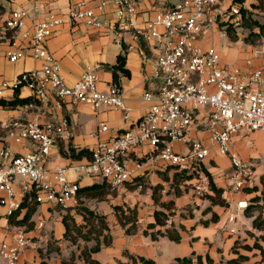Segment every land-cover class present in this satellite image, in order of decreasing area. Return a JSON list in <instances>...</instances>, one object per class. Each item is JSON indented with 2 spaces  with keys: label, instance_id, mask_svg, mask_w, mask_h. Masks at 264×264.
I'll return each instance as SVG.
<instances>
[{
  "label": "built area",
  "instance_id": "1",
  "mask_svg": "<svg viewBox=\"0 0 264 264\" xmlns=\"http://www.w3.org/2000/svg\"><path fill=\"white\" fill-rule=\"evenodd\" d=\"M161 2L168 4L170 0ZM114 4L117 14L113 24L100 19L108 6L105 1L92 7L86 0H70L67 16L73 24L92 29L107 27L114 33L135 30L155 54L154 58H145L144 63L152 66L150 80L157 87L154 93L145 92L144 99L151 106L131 129L103 138L109 128L106 124L99 126V142L92 150L90 172L112 188L122 189L141 176L147 166L173 167L180 173L200 175L202 185L197 187L198 193H207L211 185L203 163L215 148L231 162V190L243 191L253 180L255 169L233 152L232 140L241 131H264V67L245 70L224 63L215 41L217 35L227 38L228 30L237 34L243 28L241 4L236 0H182L179 5L158 11L143 27H138L135 0H114ZM28 17L25 8L12 10L8 29L22 30ZM63 23L64 18L51 14L32 32L22 34L26 41L22 47L17 46L13 37L7 39L9 51L5 55L10 62L29 56L43 61V66L21 73L13 82H0V99L16 89H27L32 102L26 107L30 109L70 100L87 104L95 111L109 106L128 113L122 88L113 84L107 91L100 90L98 77L91 68L75 84H67L60 63L46 48L47 40ZM1 44L2 39L0 53ZM198 126H204L208 133V144L190 139L191 130ZM2 127L16 144L30 142L33 146L28 154L15 153L9 146L0 151V206L6 208L7 217L20 208L27 193H34L38 204L74 208L79 201L80 184L68 178L66 168L47 167L52 149L71 137L67 119L40 122L35 117L24 123L8 121ZM179 144L188 145V152H178ZM145 148L143 155L132 157ZM43 227L40 223L39 229ZM33 245L25 232L17 231L1 243L0 255L8 264H18L22 254Z\"/></svg>",
  "mask_w": 264,
  "mask_h": 264
},
{
  "label": "crops",
  "instance_id": "2",
  "mask_svg": "<svg viewBox=\"0 0 264 264\" xmlns=\"http://www.w3.org/2000/svg\"><path fill=\"white\" fill-rule=\"evenodd\" d=\"M90 6L95 7L105 1L108 6L101 15V21L113 24L116 21L117 6L114 0H86ZM70 0H1L0 1V39L2 44L0 53V82H13L23 72L41 69L43 61L35 60L29 56L15 63L10 62L5 52L9 48L8 38L13 37L17 46L22 47L24 32H32L34 27L51 14L64 18V23L58 27L54 34L46 42L48 52L60 63L63 75L68 85L75 84L82 74L91 68L99 80V89L107 91L113 84V66L117 64L119 56L125 57V68L129 76L119 74V84L124 92L125 105L129 109L126 113L122 109L102 106L95 111L87 104H74L66 100L61 104L51 103L49 106L30 109L26 106L15 110L0 107V151L5 146L18 154H28L33 151L30 142L16 144L2 124L8 121L24 123L39 117L40 122H50L65 117L69 123L71 137L60 142L52 149L47 167L66 168L70 180L76 181L81 188L94 184H103V180L97 174L90 172L91 160L86 156L73 158L68 155L70 150L76 153L85 150L92 152L99 142L97 131L101 124H106L109 132L103 138H112L131 129L139 119L146 115L151 102L144 99L145 92H156L157 83L150 80L152 66L144 63L145 58H154L153 50L138 36L135 30H125L114 33L110 29H92L83 24H73L68 18ZM139 12L138 27H143L146 20L154 19L157 12L171 6L181 4L182 0H170L163 4L161 0H135ZM245 2V1H244ZM25 8L29 14L25 27L13 32L8 29L9 14L16 8ZM217 50L224 63L236 64L245 70H254L264 67V39L257 43H247L242 40L231 41L222 36L215 37ZM18 51V50H11ZM16 92H8L3 100H12ZM29 90L21 89L19 98H28ZM192 140H200L209 143V136L204 131V126L194 127L189 135ZM188 145L179 144L176 150L181 153L188 152ZM232 150L239 158L252 165L255 169L253 180L248 183L241 192L231 190L232 166L228 157L220 156L215 148L211 149L210 156L203 163V169L208 173L215 187L221 191V199L226 205L213 204L208 196H215L210 191L204 199L197 198L193 191L179 189L167 197L168 205L160 206L153 210L146 218L148 228L156 223L155 212L166 213L177 222L175 227L181 240L174 242L168 237H159L153 240L152 233L145 235L141 231L127 234V226L123 227L118 217L99 214L94 208H86L95 215L102 216L107 224L104 229L105 236L97 240L95 246L100 244V251L91 253V259L99 264H132L131 256H141L155 261L157 264H175L178 258L200 256L203 264H208L209 257L213 264H264V229L253 226L255 218L261 216L264 219V208L255 209L249 215L246 208L253 204L263 206L264 202L254 203L253 198L261 196L264 191V131H256L251 134L241 131L232 140ZM147 148L137 150L133 158L140 157ZM68 155H64V153ZM172 172L178 173L173 167L147 166L142 175L148 179H156L162 183L161 176L166 181L172 182ZM141 177L139 179H141ZM179 180V175H174ZM173 179V180H172ZM20 193V187L17 186ZM255 188L257 189L255 191ZM127 188H123L126 191ZM173 191V190H172ZM127 198L131 201L132 193L127 191ZM87 198V197H82ZM79 197V199H82ZM91 199V198H90ZM128 199V200H127ZM34 203L35 199H29ZM136 203V202H134ZM48 204L36 203V209L30 219L29 225L17 226L9 223L6 208L0 206V245L17 231L27 234L34 245L28 248L21 256L18 264H69V260L60 257L51 249L56 244L63 247L67 242L64 217L74 216L71 211L62 212ZM70 209V208H69ZM27 209L21 211L18 219H22ZM234 218V221H229ZM44 227L39 229V224ZM161 228L156 226L155 228ZM232 230L234 232H232ZM107 242V243H106ZM94 246V247H95ZM45 248V257L40 253ZM50 247V248H49ZM93 248V247H92ZM90 248V250L92 249ZM61 248V252H63ZM90 252V251H89ZM78 264H90L85 262ZM0 264H8L0 255Z\"/></svg>",
  "mask_w": 264,
  "mask_h": 264
},
{
  "label": "rangeland",
  "instance_id": "3",
  "mask_svg": "<svg viewBox=\"0 0 264 264\" xmlns=\"http://www.w3.org/2000/svg\"><path fill=\"white\" fill-rule=\"evenodd\" d=\"M236 2L241 4V14L244 18L243 28L237 31L238 36L236 40H242L247 43H257L262 41L264 38L256 40L253 34L260 32L256 29L258 27L255 23H258L259 25L264 24V0H245V2L236 0ZM244 11H247L246 14H244ZM253 26L254 28H252ZM227 39L232 41L229 36H227ZM175 174L180 176L178 181L175 180ZM171 176L174 178V180L172 179V182L166 181L164 176H161L162 183L154 178L153 180L148 179V177L144 175H142V177L138 176L139 178L141 177V179L137 181V177L134 181L128 183L124 187L127 188L126 191L123 190V188H112L104 182L108 186L107 191H109L104 197L79 199L78 204L70 209H65L59 206L55 207L54 209L57 211L63 210L62 212H67L69 210L76 214L74 216L68 215L67 217V222L70 227V232L66 237L67 242L64 243L63 247L53 244L51 245V249L54 252H57L60 257H64L63 259L69 260V264H78L79 262H82V256L85 257L89 254L90 248L95 246L99 237L101 238L102 236H105L107 239V236L105 235L106 233L104 232V229L102 230L101 225L100 227L95 228L86 221L89 217L85 214L83 208H94L99 214L107 213V217L113 215L116 221V216H119L118 214H120V210H124L126 211V216L132 218L131 223L127 224V227L134 226L135 229L143 233H157L159 228H148L149 224L147 223L146 218H144L145 220H142V217H144L143 215H145V217L148 215L150 216L153 210L160 208V206H167L169 201L166 198L169 197L170 194L174 192L176 193L179 189L182 191H188L191 189L197 198L204 199L208 193H210V190L207 193H198L199 191L197 187L202 185V178L196 173L187 174L172 172ZM191 176L192 179H189ZM140 185H142V187H140ZM127 191L132 193V197H130L131 201L127 199L128 202H125L124 200L127 198ZM172 215L173 213L171 212L170 216L172 217ZM171 217H169L167 226L164 227L163 230L170 229L173 231L176 229L175 227L178 224ZM61 248L64 249L63 252H61ZM44 250V247L40 249V253L44 255L43 257L47 255Z\"/></svg>",
  "mask_w": 264,
  "mask_h": 264
},
{
  "label": "trees",
  "instance_id": "4",
  "mask_svg": "<svg viewBox=\"0 0 264 264\" xmlns=\"http://www.w3.org/2000/svg\"><path fill=\"white\" fill-rule=\"evenodd\" d=\"M239 1L244 2L245 0H239ZM246 12L244 11V14H246ZM255 24L258 27L256 29H258L260 32L259 33L256 32L253 35L256 38V40H261L264 38V24L263 25H259L258 23H255ZM252 28H254V26ZM228 35H229V37H231V39L233 41H235L237 39V34L235 31L229 30ZM118 72H120L121 74H123L125 76L130 75L129 72L125 68V57L124 56H119L118 60H117V64L115 66H113L114 84L116 86L120 87ZM15 92L17 95L12 100L7 101V100L0 99V107H2L4 109H9V110H15L19 107H24L26 105H29L32 102V99L29 97L28 98H19V96H18L19 90L16 89ZM69 154L70 155H68L66 152L64 153V155H68V156L73 157V158H80V157L86 155L92 161V152H89V151L82 150V151L76 153L74 150H70ZM206 174L210 178L211 191H213L215 193L214 197L208 196V198L212 201L213 204H219V205L225 206L226 205L225 201L221 199V191L215 187L214 183L212 182L210 175L208 173H206ZM176 176H178V174H176ZM189 179H192V176L189 177ZM138 180H140V179L138 178L137 181ZM107 188H108V186L106 183L94 184L92 186L84 187V188L80 189L79 197L80 198H82V197L102 198L109 193V191H107ZM256 190L257 189L255 188V191ZM30 198H32V200L35 199L34 193H27L25 195L21 205H20V208L18 210L14 211L11 216H9V223L11 225H17V226L29 225V226H31V224L29 222H30L31 217L33 216V214L35 212L36 203L29 201ZM261 201L264 202V191L261 193V196H257L255 198H253V200H252V202H254V203H258ZM24 208L27 209L26 214L24 215V217L22 219H18V217L21 214V211ZM258 208L263 209L264 204H263V206H255L253 204H250L246 208L245 213L247 215H249L252 211H254L255 209H258ZM83 210H84L85 214L89 217V219L86 220L89 222V224L93 225L95 228L100 227V225H101L102 230L107 228V224L104 221L102 216L95 215L92 211H89L86 208L85 209L83 208ZM118 215H119V216H117L118 220L123 227H126L127 224L131 223L132 218L130 216H126V211L120 210V214H118ZM67 217L68 216L64 217V223H65L66 230H67L66 234H65L66 237L68 236V234L70 232V227H69V224L67 222ZM155 219H156V223L153 225H150L149 228H155L156 226H160L161 228L158 230L157 233L151 234V237L153 240H157L160 236L168 237L170 240H172L174 242H179L181 240V236H180L178 231H176V230L171 231L170 229L163 230V228L167 226V221L169 219V216L166 213L156 211L155 212ZM253 226L257 229H264V219L261 216H258L257 218H255V220L253 222ZM136 231H137V229H135L134 226H131V227L127 228L126 233L132 234L133 232H136ZM144 234L149 235V233H147V232H144ZM100 249H101V247H100V244L98 243L96 245V247H93L90 250L89 254H87L85 257L82 256L83 259L85 260V262L90 263V264H99V262L91 259V253L99 252ZM130 259L132 260V264H157L155 261H153L151 259H147L145 257H141V256H138V257L131 256ZM202 259L203 258L200 256L196 257L195 260H194V257L193 258L192 257L178 258L176 260L175 264H203ZM206 261L208 264H213V261L209 257H207ZM64 264H66V263H64Z\"/></svg>",
  "mask_w": 264,
  "mask_h": 264
}]
</instances>
